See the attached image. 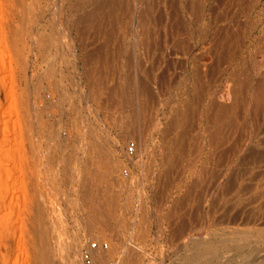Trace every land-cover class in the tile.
Returning a JSON list of instances; mask_svg holds the SVG:
<instances>
[{"label":"rangeland","instance_id":"obj_1","mask_svg":"<svg viewBox=\"0 0 264 264\" xmlns=\"http://www.w3.org/2000/svg\"><path fill=\"white\" fill-rule=\"evenodd\" d=\"M263 25L264 0H0V264H38L43 236L68 264L80 232L76 264L88 238L97 264L263 261ZM92 147L117 155L114 205L70 175Z\"/></svg>","mask_w":264,"mask_h":264},{"label":"bare ground","instance_id":"obj_2","mask_svg":"<svg viewBox=\"0 0 264 264\" xmlns=\"http://www.w3.org/2000/svg\"><path fill=\"white\" fill-rule=\"evenodd\" d=\"M31 2V1H30ZM30 2H29V4H30ZM35 2V1H34ZM28 4V5H29ZM255 4V3H254ZM31 8V7H30ZM209 20H208V24H209V28H208V35H209V39H210V41H211V45H210V47H211V51L214 53V51H216L218 48H216L217 46H219V45H222L224 42V39H226L227 37L225 36V33H226V30H227V28L226 29H223L222 31H220V32H218L217 30H216V27H215V25H216V21H217V17H216V14H215V11H214V9H213V7H209ZM224 18V17H223ZM226 19V18H225ZM53 21V20H52ZM241 21V19H240V17L238 18V20H237V22L239 23ZM241 23V22H240ZM54 24V23H53ZM243 24V23H242ZM55 25V24H54ZM264 26V25H263ZM53 28H54V26H52ZM55 29V28H54ZM52 30V29H51ZM58 34V33H57ZM235 35V34H234ZM56 36V35H55ZM230 36V35H229ZM239 36V35H238ZM39 37V36H38ZM58 37H59V35H58ZM226 37V38H225ZM237 37V36H236ZM262 37V36H261ZM230 40V39H229ZM226 43V42H225ZM219 48H221V47H219ZM216 49V50H215ZM217 52V51H216ZM219 52V51H218ZM50 53V52H49ZM229 53V52H228ZM59 55V54H58ZM60 56V55H59ZM214 56V55H213ZM229 56V55H228ZM45 57V56H44ZM47 57V56H46ZM46 59V58H45ZM50 59V58H49ZM54 61V60H53ZM240 65V64H239ZM238 66V65H237ZM240 67V66H239ZM238 68V67H237ZM233 70V69H232ZM246 70V69H245ZM211 71V70H210ZM209 71V72H210ZM239 72V71H238ZM231 75V74H230ZM233 78V77H232ZM231 79V78H230ZM234 80V79H233ZM234 82V81H233ZM233 82H232V85H233ZM235 84H237V83H235ZM234 84V85H235ZM240 84H241V82H240ZM240 84H238L239 86H240ZM242 86V85H241ZM240 86V87H241ZM234 87V86H233ZM235 87H237L236 85H235ZM240 87L238 88V89H240ZM244 87V86H243ZM249 87V86H248ZM250 89V88H249ZM241 90V89H240ZM252 90H254V88H252ZM255 90H256V88H255ZM115 91V90H114ZM115 93V92H114ZM113 93V94H114ZM213 94V93H212ZM215 94V93H214ZM211 98V97H210ZM212 99V98H211ZM241 101V100H240ZM215 103H214V100L212 99L210 102H209V104H208V111H207V114H208V118H209V120H211V122H214L215 120H217V112H218V108L214 105ZM220 109V108H219ZM39 115V114H38ZM37 115V116H38ZM37 116H36V118H37ZM76 124H78V123H76ZM78 129V128H77ZM88 132V131H87ZM91 133V132H90ZM96 133V132H95ZM94 137L96 136V135H93ZM92 136V134H87V136H86V139H88L87 140V142L90 140H92L93 142L96 140V138H94ZM101 135H99V137H100ZM83 137V136H82ZM97 137V136H96ZM83 138H85V137H83ZM98 138V137H97ZM82 139V138H81ZM85 139V140H86ZM100 139V138H99ZM83 140V139H82ZM84 141V140H83ZM85 142V141H84ZM88 147V146H87ZM90 147V146H89ZM85 148V147H84ZM101 149H102V147H100ZM98 149V148H97ZM99 150V153H96L94 150H96V148L93 150V147L92 148H90V151L89 152H91L92 153V156H90L88 159H87V161L84 163V165L80 168L79 166H77V167H69V169H71L70 170V175L71 174H73V173H77V175L79 174V173H82V175H83V178H82V180H79V181H76V184H79V186H80V188H82L85 192L84 193H86L87 195H92V194H94V195H96L97 197H101V198H104V199H106L108 202H110V206L111 205H114V202H115V199H116V196H115V194H114V192H112V190H111V188H110V186L107 184V185H105L104 184V182H103V180H102V174H104V173H108V172H112L113 173V171H115V169L118 167V165L119 164H117L116 162H119V161H116L115 162V160H118V159H115L114 160V158H112L113 157V155H112V157H109V156H101V154L103 153L102 152V150ZM103 149H104V147H103ZM89 150V149H88ZM105 150V149H104ZM103 150V151H104ZM108 151V150H107ZM138 151V150H137ZM88 152V151H87ZM128 151H126V153H122L123 155H125V157L128 155V153H127ZM86 154V153H85ZM105 154V153H104ZM89 155V154H88ZM116 155V154H115ZM114 155V156H115ZM117 156V155H116ZM76 160V159H75ZM147 160V159H146ZM84 161V160H83ZM164 161H165V159H164ZM149 160H147V165L149 164ZM76 163L78 164V162L76 161ZM96 163H102V166H100L99 164H96ZM76 165V164H75ZM79 165V164H78ZM150 165V164H149ZM76 168H78V169H76ZM69 169H68V171L66 172L67 173V175H69ZM80 175V174H79ZM104 176V175H103ZM105 177V176H104ZM71 178V177H70ZM75 178V177H74ZM80 178V177H79ZM73 179V178H72ZM78 180V179H77ZM105 180V179H104ZM71 181V180H70ZM107 181V180H106ZM73 182V181H72ZM75 182V181H74ZM79 188V189H80ZM82 190V191H83ZM80 192V191H79ZM65 195V194H64ZM61 196V195H60ZM65 198H66V196H65ZM68 201V200H67ZM70 201V200H69ZM76 203V202H75ZM74 206H75V204H74ZM76 207H77V209L80 207V204H79V206L78 205H76ZM101 216V215H100ZM96 217V216H95ZM97 217H98V215H97ZM100 218H102V217H100ZM98 219H99V217H98ZM83 223H82V225H80L81 227L84 225V227L87 229V230H92L93 228L91 227V226H88V225H86V224H84L85 222L84 221H82ZM218 223V222H217ZM61 225V224H60ZM83 227V228H84ZM84 228V229H85ZM61 229V228H60ZM247 230H249L250 232L251 231H253V229L252 230H250L249 229V227L248 228H246ZM245 228L242 230H235V231H232L233 233V235H238V234H246V233H248L249 234V232L246 230ZM257 229H259V228H257ZM263 229V228H262ZM261 229V230H262ZM82 230V229H81ZM254 230H256L255 228H254ZM80 231V230H79ZM85 231V230H84ZM259 231V230H258ZM254 232V231H253ZM218 233V232H217ZM216 233V234H217ZM258 234H259V232H257ZM261 233H263V232H261ZM83 234V233H82ZM81 234V232L79 233V235H78V240H75L74 241V243H73V246L71 247V248H69L68 249V253H67V262H68V264H76V261H77V258H78V246H79V243H80V238L81 237H79L80 235H82ZM244 234V235H245ZM218 235H220L221 236V233H218ZM240 235H238V239H239V236ZM247 235V234H246ZM254 235V234H253ZM261 235V234H260ZM219 236V237H220ZM248 236V235H247ZM257 236V235H256ZM236 237V236H235ZM258 237V236H257ZM51 238V237H50ZM48 238V237H46V236H43L42 238H41V240H40V242H39V245H38V247H37V249H38V255H37V258H36V260H37V263L38 264H51L52 263V260H54L53 258L55 257V258H57L56 256L58 255L57 254V252H58V247H56L57 245L54 243V241H53V238ZM226 238V237H225ZM224 238V239H225ZM254 238V237H253ZM228 239V238H227ZM227 239H225V240H227ZM232 239V238H231ZM243 239H245V238H243ZM251 239V238H250ZM223 241L222 243H220V241ZM221 240L219 241L218 240V242H219V245H225L226 244V242H224V240H223V237L221 238ZM234 240V239H233ZM232 240V241H233ZM240 240L242 241V238H240ZM214 241H216V240H214ZM234 241H236V240H234ZM233 241V242H234ZM239 241V240H238ZM240 241V242H241ZM245 241V240H244ZM249 241V240H248ZM256 241V240H255ZM260 241V240H259ZM258 241V242H259ZM218 242H215V243H217L218 244ZM228 243H229V240H228ZM234 243H236V242H234ZM243 243V242H242ZM198 244H199V242H193L192 243V245H193V247H195L196 249H197V246H198ZM213 244V243H212ZM246 243H244V245H245ZM202 245V244H201ZM232 245H233V243H232ZM235 245V244H234ZM233 245V246H234ZM210 247L207 249V248H204L205 250H206V252H207V255H209L210 256V254H211V252L212 251H214V249H215V247H216V245H214V246H211V245H209ZM236 247H238L237 245H235ZM234 246V247H235ZM241 246H243V244H241ZM246 246V245H245ZM184 247V246H183ZM192 247V246H191ZM214 247V248H213ZM223 247H225V246H223ZM223 247H222V249H223ZM190 248V247H189ZM229 248V247H228ZM227 248V249H228ZM196 249H194V252L193 253H191L192 255H190V256H192V257H194L195 259H198V258H200L201 256H203V254L202 253H200L199 251H197ZM219 249V248H218ZM240 249V248H239ZM248 249V248H247ZM230 250V249H229ZM204 251V250H203ZM216 251V250H215ZM215 251H214V253H215ZM204 253V252H203ZM246 254H248V253H246ZM244 255V254H243ZM258 256V255H257ZM105 257V255H104V253H102V251H100L98 254H97V256H96V260L97 261H101V260H103V258ZM180 257H182V256H180ZM242 257V256H241ZM131 258V257H130ZM179 258V257H178ZM190 258V257H189ZM210 258H214V257H210ZM259 258V257H258ZM134 259V258H133ZM181 259V258H180ZM209 259V258H208ZM211 260V259H210ZM263 261H261L260 260V262L259 263H257V264H264V259H262ZM96 261V262H97ZM134 261V260H133ZM54 262V261H53ZM103 262H104V260H103ZM135 262V261H134ZM181 261H179V263H180ZM184 262V261H183ZM204 262V261H203ZM207 262V259H206V261H205V263ZM210 262V261H209ZM182 263V262H181ZM97 264V263H96ZM256 264V263H255Z\"/></svg>","mask_w":264,"mask_h":264},{"label":"built area","instance_id":"obj_3","mask_svg":"<svg viewBox=\"0 0 264 264\" xmlns=\"http://www.w3.org/2000/svg\"><path fill=\"white\" fill-rule=\"evenodd\" d=\"M128 152H132L135 146L134 141L128 142ZM109 242L103 239L88 238L81 249V264H96V256L100 251H107ZM105 264H125L119 252L113 254Z\"/></svg>","mask_w":264,"mask_h":264}]
</instances>
